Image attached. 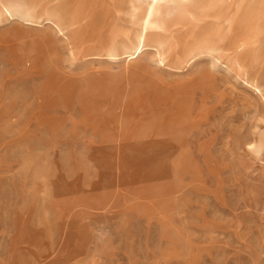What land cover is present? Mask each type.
<instances>
[{
  "label": "rangeland",
  "instance_id": "rangeland-1",
  "mask_svg": "<svg viewBox=\"0 0 264 264\" xmlns=\"http://www.w3.org/2000/svg\"><path fill=\"white\" fill-rule=\"evenodd\" d=\"M207 1L0 0V264H264V50Z\"/></svg>",
  "mask_w": 264,
  "mask_h": 264
},
{
  "label": "bare ground",
  "instance_id": "bare-ground-1",
  "mask_svg": "<svg viewBox=\"0 0 264 264\" xmlns=\"http://www.w3.org/2000/svg\"><path fill=\"white\" fill-rule=\"evenodd\" d=\"M73 1H74L73 7L77 8V10L73 9L74 10L73 22L71 20L69 23H67L68 29L70 30L71 33L77 31L78 27H76V25L78 24L80 19L86 15L85 13H83L81 6L89 7L93 2H96L98 0H73ZM130 1L131 0H127V3H130ZM178 1L179 0H158V3L159 4L163 3L166 6H170L171 4L172 6V4H177ZM222 3H223V0H208L206 2L207 13L204 15V17L210 16L213 18H219L218 20H220V16L222 18V16H225V15H223L222 13L218 15L212 14L213 12L212 10H215V12L217 11L221 12L219 11V9H222L221 6L224 7ZM132 5L134 6V2L133 4H131V6ZM155 10L159 11L160 8L155 7ZM155 10L151 14V17L153 16L152 22L154 21L155 15H157V12ZM85 11L86 10H84V12ZM237 13H238V17L236 18L235 15ZM206 20L211 21L209 19H206ZM223 20H226V22L229 24L228 25L229 28L235 29L233 49H236V48H239L240 50L245 49L247 50L248 53H251L252 51L251 47L254 46L253 49H255L257 52L264 50V36H262V38L259 39L260 35H264V0H242V2H240L236 8L235 14H231L228 17L226 16L223 18ZM152 22L148 23V19H147L146 25L150 27ZM71 38H72V34H71ZM144 45H145V42L142 36L141 41L137 44V46L133 50L123 52L124 54H122V56H129V57L135 56L141 51ZM107 53L111 58L117 57L116 54H114V51L112 50H109ZM258 55H259V52H258ZM242 58H243L242 56L237 57L236 59L237 64H240L241 62H243Z\"/></svg>",
  "mask_w": 264,
  "mask_h": 264
}]
</instances>
